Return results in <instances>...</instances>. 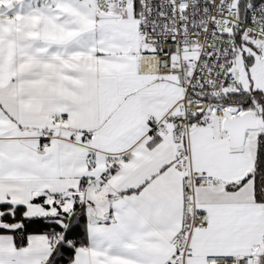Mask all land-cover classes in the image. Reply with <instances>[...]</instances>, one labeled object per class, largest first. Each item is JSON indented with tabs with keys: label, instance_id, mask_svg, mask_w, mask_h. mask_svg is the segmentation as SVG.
<instances>
[{
	"label": "snow or ice",
	"instance_id": "snow-or-ice-1",
	"mask_svg": "<svg viewBox=\"0 0 264 264\" xmlns=\"http://www.w3.org/2000/svg\"><path fill=\"white\" fill-rule=\"evenodd\" d=\"M0 264H264V0H0Z\"/></svg>",
	"mask_w": 264,
	"mask_h": 264
}]
</instances>
